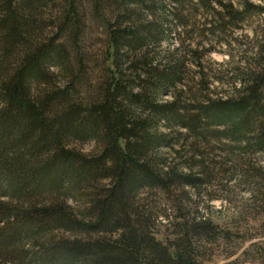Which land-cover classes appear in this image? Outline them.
<instances>
[{"label":"trees","instance_id":"16d2710c","mask_svg":"<svg viewBox=\"0 0 264 264\" xmlns=\"http://www.w3.org/2000/svg\"><path fill=\"white\" fill-rule=\"evenodd\" d=\"M90 6L107 26L106 66L92 86L79 0H0V261L198 264L194 245L212 229L183 216L173 242L163 244L152 232L156 215L148 199L197 186V178L168 163L166 153L183 133L239 141L254 121L258 138L246 145L264 151V75L250 71L230 82L231 96L215 100L184 93V86L173 91L182 86L185 58L198 66L211 51L206 36L223 37L238 20L264 13V4L91 0ZM186 9L214 19L203 21L197 37L206 42L194 49L185 45L192 35ZM45 10L56 29L46 39ZM171 26L182 40L161 52ZM167 94L171 101L162 99ZM88 143L95 154L75 148Z\"/></svg>","mask_w":264,"mask_h":264},{"label":"rangeland","instance_id":"374dc122","mask_svg":"<svg viewBox=\"0 0 264 264\" xmlns=\"http://www.w3.org/2000/svg\"><path fill=\"white\" fill-rule=\"evenodd\" d=\"M79 1L84 23L82 49L87 71L85 79L92 86L103 76L106 66L107 26L93 13L91 0ZM249 1L255 6L262 7L264 4V0ZM233 2L237 5V0ZM45 12L47 16L43 22L47 27L42 35L46 39L55 35L56 29L50 25L53 22L50 11ZM191 13L189 9L182 12L184 21L189 24L187 31L192 32L190 42L185 45L194 49L200 41L206 42L197 37L203 21L212 22L214 19L198 13L192 16ZM235 26L234 30L227 28L223 37H205L211 40V43L206 42L211 51L202 56L198 66L193 64L192 59L185 58L182 86L173 93L178 94L184 86V93L199 92L198 97L207 96L215 100L231 96L230 82L247 78L250 71H255V76L260 72L261 77L264 75V68L256 66L264 62V13L238 20ZM175 32V27L171 26V37L161 44V52L179 46L182 36L178 38ZM65 40L69 42L67 36ZM216 40L220 43L214 44ZM259 47L261 57L258 59ZM172 97L167 94L162 99L171 101ZM182 97L188 99L187 96ZM195 107L192 103L188 109ZM257 125L253 121L251 131L239 141L222 136L195 139L183 133L173 143L174 151L166 153L168 163L178 172L189 173L199 181L196 187L186 188V193L178 192L174 197L161 194L150 196L148 205L156 215L152 229L156 239L163 244H171L173 234L179 231L177 224L183 221L184 216L189 225L204 221L212 229L209 236H201L194 245L198 264H264V151L256 145H246L248 141L251 144L257 141ZM209 130L220 132L222 129L209 127ZM75 148L85 155H93L97 150L93 143ZM177 199H181V205ZM0 264L13 263L0 261Z\"/></svg>","mask_w":264,"mask_h":264}]
</instances>
